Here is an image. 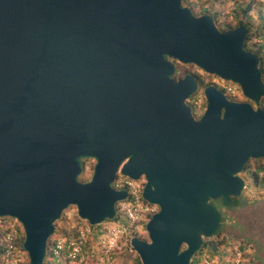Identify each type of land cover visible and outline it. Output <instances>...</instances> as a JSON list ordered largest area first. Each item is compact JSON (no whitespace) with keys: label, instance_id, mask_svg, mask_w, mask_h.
<instances>
[{"label":"water","instance_id":"95a60500","mask_svg":"<svg viewBox=\"0 0 264 264\" xmlns=\"http://www.w3.org/2000/svg\"><path fill=\"white\" fill-rule=\"evenodd\" d=\"M246 26L219 31L181 0H0V216L21 224L28 264H42L68 206L89 225L111 219L126 191L116 174L143 177L157 206L140 264H188L218 232L249 158H264V94ZM192 63L238 85L253 103L209 84L198 118L185 100ZM94 159L88 180L81 161Z\"/></svg>","mask_w":264,"mask_h":264},{"label":"built area","instance_id":"2783aa9c","mask_svg":"<svg viewBox=\"0 0 264 264\" xmlns=\"http://www.w3.org/2000/svg\"><path fill=\"white\" fill-rule=\"evenodd\" d=\"M251 4L253 0H250ZM264 12V0H255ZM225 94L235 97L239 88L228 83L223 86ZM143 177L130 179L116 174L111 186L125 190L126 197L117 201L114 216L97 225L87 222L77 228L76 234L68 238L53 237L46 243L50 258L65 259L66 264H122L115 252L135 227L144 228L146 220L157 210V206L141 197ZM75 211L73 206H69ZM145 232V231H144ZM23 230L14 217L0 216V264H28L26 251L22 247ZM245 250L233 246L222 264H244ZM213 260L204 255L199 264H212Z\"/></svg>","mask_w":264,"mask_h":264},{"label":"rangeland","instance_id":"374dc122","mask_svg":"<svg viewBox=\"0 0 264 264\" xmlns=\"http://www.w3.org/2000/svg\"><path fill=\"white\" fill-rule=\"evenodd\" d=\"M234 1L235 0H185L184 4H186V5H184V6L191 8L192 13L195 16H198L199 14H201L204 11H208L209 13H214L215 11L216 12L218 11L219 12V14H218V19H219L218 22L219 23H221L223 21L233 22L235 19L234 18V16H235L234 10H235L238 12L239 17L244 18V16H245V19L252 26L251 29L253 27L264 26V12H262V10L260 9V5L258 4L257 1L253 0L251 6L249 7V10L244 14V16H243V13L238 10L237 6L238 5L245 6L250 0H237L238 4L235 3ZM260 43L261 42H257V41L252 40V41L248 42V46L255 49ZM263 48H264V45H263ZM172 62L174 63V66L176 67V70H175L176 75H181L184 71H186V72L188 71V72L196 73L201 79V86H200L199 90L196 92V94L194 95V97H192V100H191V102H192V114L195 117H197L203 112L205 105H206V101H205V98L203 96L204 84L220 83L219 81L222 79L218 78L214 74H208V73L204 72L202 69H200L199 67H197L196 65H194L192 63H186L185 64V63H180V62L175 61V60H173ZM224 83L225 84L231 83L234 85V87L236 89L238 87L237 84L232 83L230 81H224ZM226 96L229 97L230 99H232L233 101L235 100V101L249 102L253 106V103L241 94L240 89H239V92L237 93V95L235 97H232L229 95H226ZM259 163L260 164L264 163V158H261V157L260 158H252L249 160V163H248L249 168H252L253 165L259 164ZM93 164H94V159H92V158H86L85 159L84 172H85L86 180H88L90 175H91ZM238 175L245 176L244 179L242 178L244 181V188L242 189V191H243V196L247 201H250L253 204V202L257 203V201L259 199H264V189L254 188L252 186V182L248 181L246 173L240 171L238 173ZM263 208H261V210L259 212H257V214H260L259 216L264 217ZM64 210H65L64 219L58 221L56 224L57 231H59V229L61 227H63V224H67L66 228L69 229L76 222V220H75L76 212L71 210V208L69 206ZM247 214H248V212L243 211V212L239 213L238 217H242V215H245L244 217L247 218ZM263 223H262V225H263ZM142 227L143 226L135 227L134 229L137 232V234L140 235V237L142 239H146V233L144 232V228H142ZM54 231H55V227H54ZM221 232L223 233V231H221ZM53 234L51 236H49V238L54 237ZM57 234L58 233H56L55 235H57ZM224 241H225L224 244H220L217 246L219 252L215 253L213 256L210 257L213 260L212 264H222L223 260L228 256V253L230 252V249H232L233 246H237V245H239L240 247L243 246V243H240L241 241L239 242V240H236L234 238L232 239V237L230 238L229 236L226 237L224 239ZM125 252L126 251L123 250L119 254V257H121L122 259L125 258L124 264H138L137 261L134 260L135 256L127 257L126 254H124ZM134 254H135V252H134ZM196 257H197L196 262L194 264H199L201 261V255L197 254Z\"/></svg>","mask_w":264,"mask_h":264},{"label":"trees","instance_id":"16d2710c","mask_svg":"<svg viewBox=\"0 0 264 264\" xmlns=\"http://www.w3.org/2000/svg\"><path fill=\"white\" fill-rule=\"evenodd\" d=\"M184 2H185V0H181L182 5H186V4H184ZM234 2L237 3V0H235ZM250 6H251V2L249 1L245 6L238 5L237 8H238L239 11H241L243 13V16H244V14L249 10ZM189 9H190V11L192 13V9L191 8H189ZM201 14L210 15L212 17V19H213V22H214L216 28L219 31H225V30H228V29H233V28H235L237 26H240V25L246 26L247 30H246L245 36L243 38L242 45H243V48L245 50L250 51V52H252V53H254L256 55V57L258 59V69H259V72H260V78H261L262 82L264 83V48H263V45H264V26L253 27L251 29L252 26L245 19V16H244V18L243 17H239L238 16V12L235 11V10H234V15H235L234 18L235 19H234L233 22L223 21V22L219 23L218 22V20H219L218 19V14H219L218 11L217 12L215 11L214 13H209L208 11H204ZM201 14H199V15H201ZM252 40L253 41H257V42H261V43L255 49H253V48L248 46V42H250ZM175 70H176V67L174 69V73L176 74ZM258 106L261 109L264 110V94L260 97ZM250 159H252V158L247 159V161L243 165L241 171L246 173L248 181L252 182V186L254 188H256V189L257 188L264 189V163L255 164V165L252 166V168H249V164L248 163H249ZM84 163H85V159H83L81 161V170H80L79 175H78V179L80 181H86L85 172H84ZM244 177L245 176H241V178H243V179H244ZM116 206H117V203H115V208H116ZM261 208H263V207L260 206V205H253L251 207L245 208L246 210H244V211L248 212L247 218L244 217L245 215H242V217H238L239 213H241L243 211L239 212L235 216L237 218V223L241 224L245 229H246V226H248L250 224V222H252V224L257 223L256 225L253 226V228L250 227L251 229H247L246 230V232H247V234L249 236H250L251 233L254 234V231H256V229L258 227H260V225L262 224L261 222H258V219H254V218H256L257 212H259L261 210ZM64 215H65V210L62 211V213L59 216V218L57 220H55L54 223H53L54 227H55V231H54V234H53L54 237L57 236V237L68 238L70 236H73L74 234H76L77 228L80 225L86 223V221L81 220L75 214L76 222L71 228L68 229V228H66L67 224H63V227H61L59 229V231H57L56 224H57L58 221L64 219ZM232 232L236 233L235 230H232ZM56 233H58V234L55 235ZM229 234H228V232L227 233H224V232L222 233L221 230L218 229V232L216 233V235H214L212 237H209V238H202L201 246L199 247L198 251H196L192 255V257L190 258L188 264H194L196 262L197 254H200L201 258L204 255H206V256H208L210 258L211 256H213L214 252L215 253L219 252L217 246L220 245V244H224V242H225L224 239L226 238L225 235H228L230 237ZM132 236H137V237L141 238L140 235L137 234L135 229H132L130 231V233L126 237L124 245L118 251L115 252V255H116L117 260H118L119 263L124 264V262H125V258L122 259L121 257H119L120 252L124 250V251H126L124 254H126L127 257L135 256L134 260H136L137 263L140 264V261H139L137 255L134 254V251L132 250V248H131V246L129 244L130 237H132ZM50 238H53V237H50ZM50 238L47 239L48 244H49V242L51 240ZM236 240H239V242L240 241L243 242V246L240 247L241 249L245 250V248H247V247L248 248H252L253 247L249 243L250 241L249 242H245V241H242V239L241 240L240 239H236ZM42 264H66V261H65V259L50 258L49 257V253L46 252Z\"/></svg>","mask_w":264,"mask_h":264},{"label":"flooded vegetation","instance_id":"af4514ba","mask_svg":"<svg viewBox=\"0 0 264 264\" xmlns=\"http://www.w3.org/2000/svg\"><path fill=\"white\" fill-rule=\"evenodd\" d=\"M186 74H190L194 78V82H195L194 92L192 94H190L188 96V98L185 100V103L190 107V111L192 114V102H191V100H192V97H194V95L196 94V92L199 90V88L201 86L200 77L196 73L188 72V71L187 72L184 71L181 75H176L175 73H173L172 77L174 78V80H177ZM219 82L220 83H214V84L213 83H207V84H204V87L209 85V84H212L217 89H219L221 92H223V86L225 85V83L223 80H220ZM224 95L226 96L227 94L224 93ZM226 98L229 100H232L227 96H226ZM192 116L194 118L199 117V116L195 117L193 114H192ZM230 200H231V204L228 207H222V206H220L218 201H216L218 206H219V209L221 211V224H220L219 229L221 231H223L224 233H227V232H228V234L230 233L229 234L230 237H232L234 239H240V240L242 239V241H245V242L250 241L249 243L253 247L262 246L264 244V223H263L264 217L259 216L260 214H256V218H254V219H258V222L263 223V225L261 224L260 227H258L256 229V231H254V234L251 233L249 236L247 234L246 230L251 229L250 227L253 228V226L256 225L257 223L252 224V222H250V224L248 226H246V229H245L241 224L237 223V218L235 216L237 215V213L246 210L245 208L251 207L253 205H260V206L264 207V199H260L257 201V203L253 202V204H252V202L247 201L244 198L243 191H240V194L238 196H230ZM263 210H264V208H263ZM232 230H235L236 233L232 232Z\"/></svg>","mask_w":264,"mask_h":264},{"label":"crops","instance_id":"0c3cea01","mask_svg":"<svg viewBox=\"0 0 264 264\" xmlns=\"http://www.w3.org/2000/svg\"><path fill=\"white\" fill-rule=\"evenodd\" d=\"M225 236L228 237V235ZM244 264H264V245L259 247L256 246L252 248H245Z\"/></svg>","mask_w":264,"mask_h":264}]
</instances>
